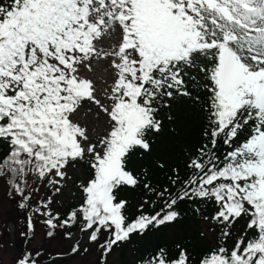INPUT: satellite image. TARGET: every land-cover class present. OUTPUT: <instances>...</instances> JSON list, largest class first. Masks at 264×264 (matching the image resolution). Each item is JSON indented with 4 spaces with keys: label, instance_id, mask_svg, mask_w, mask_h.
Listing matches in <instances>:
<instances>
[{
    "label": "snow or ice",
    "instance_id": "1",
    "mask_svg": "<svg viewBox=\"0 0 264 264\" xmlns=\"http://www.w3.org/2000/svg\"><path fill=\"white\" fill-rule=\"evenodd\" d=\"M101 62L102 88L89 75ZM178 97L203 113L205 142L184 177L173 167L162 190L143 182L130 220L121 192L142 181L129 165L151 153L159 114ZM85 104L102 135L76 119ZM218 142L230 149L222 156ZM0 145V180L24 216L26 243L38 223L47 237L71 238L76 227L84 240L70 252L94 246L95 264H109L133 235L176 224L181 202L211 203L203 219L216 222L220 242L199 264H264V0H0ZM81 163L90 173L78 184L81 201L62 217L54 198ZM148 193L163 201L154 214L144 211L156 203ZM13 264H43L40 248ZM136 264L192 261L183 248L171 259L158 247Z\"/></svg>",
    "mask_w": 264,
    "mask_h": 264
},
{
    "label": "trees",
    "instance_id": "2",
    "mask_svg": "<svg viewBox=\"0 0 264 264\" xmlns=\"http://www.w3.org/2000/svg\"><path fill=\"white\" fill-rule=\"evenodd\" d=\"M170 104V109H162L159 114V118L164 121V125L162 131L152 137L151 142L153 147L151 153H143L142 151L137 153L133 156L129 165L134 174L139 176L142 181L136 188L125 187L121 192V196L129 202L128 216L130 220L139 215L138 205L146 195L143 182H150L151 186L157 188V190H162L163 186L169 184L168 177L172 175L173 167H178L180 176L184 177L188 171L185 165L189 155L194 154L196 149L205 142L202 136L205 121L199 107L185 97H178L170 101ZM169 115L173 116L172 120H168L167 117ZM227 150L230 149H227L222 142H218L215 150L218 155L222 156ZM6 153L7 146L0 145V156ZM157 161L163 162L165 168L160 169L157 167ZM29 181H32V177H29ZM147 195L150 200L156 199V203L154 206L145 205L144 211L154 214L160 210L163 201L156 198L152 193H148ZM74 205H70L68 210ZM195 207H199L201 211L194 213L193 209ZM178 208L182 211L183 215L176 224L163 230H150L142 237L133 235L130 243L115 249L114 253L119 250H126L129 247H135L139 251L140 255L138 257H140L158 247H164L169 253L170 258L175 259L178 258V253L183 248L189 253L192 264H199L202 256L220 242L219 231L212 242H208L207 244L200 242L204 236L200 231L201 225L211 220H204L203 216L207 215L211 217L216 211L215 205L211 203L192 204L185 201L181 202ZM64 213L61 214L62 217ZM243 225L244 221L240 220L233 226L236 234H239V230L243 228ZM172 231H179V234L170 237L169 233ZM71 232L72 235L78 233L83 237V234L76 227L72 228ZM29 239L31 238L29 237ZM27 243L30 244V240ZM231 243L232 239L227 241L229 246ZM137 259L134 262H124L123 264H136Z\"/></svg>",
    "mask_w": 264,
    "mask_h": 264
},
{
    "label": "rangeland",
    "instance_id": "3",
    "mask_svg": "<svg viewBox=\"0 0 264 264\" xmlns=\"http://www.w3.org/2000/svg\"><path fill=\"white\" fill-rule=\"evenodd\" d=\"M98 66L101 67V70L96 73V76L100 80V77L108 79V73L103 70L107 65L101 62ZM89 107L90 105H83L81 115L76 119L90 130L102 135L104 125L94 119L92 113H88ZM69 172L71 180L62 189V194L54 198L53 207L58 208L61 214L67 211L70 205L80 203L82 193L78 188V184L81 181H86L90 174L88 167L83 163L75 169H70ZM24 225L25 219L22 212L15 207L14 201L7 195L6 184L0 181V261H3V264H13L15 257L22 251L35 250L37 247L40 248L43 264H95L99 253L94 246L90 254L73 255L70 252V248L74 243L84 240V237H81L80 234L74 233L71 238H65L58 232L54 237H47L45 228L41 223H38L36 232L29 234L31 238L29 244L25 243L24 238H21L18 233V229H22ZM200 231L204 235L200 242L206 244L212 242L218 232L216 222L210 220L202 223ZM176 234H179V231H172L169 236H175ZM57 253L63 255L57 257ZM139 255V251L135 247H129L110 255L109 264L131 263Z\"/></svg>",
    "mask_w": 264,
    "mask_h": 264
},
{
    "label": "bare ground",
    "instance_id": "4",
    "mask_svg": "<svg viewBox=\"0 0 264 264\" xmlns=\"http://www.w3.org/2000/svg\"><path fill=\"white\" fill-rule=\"evenodd\" d=\"M101 70V67L97 66V68L95 69L94 73H91L89 74L91 76V78H93L96 82H97V85L99 87H103L104 86V83L103 81L107 80V78H104V77H100L101 80L96 76V73ZM102 82V83H101Z\"/></svg>",
    "mask_w": 264,
    "mask_h": 264
}]
</instances>
